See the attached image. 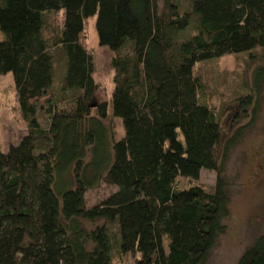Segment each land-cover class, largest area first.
<instances>
[{
    "label": "trees",
    "instance_id": "obj_1",
    "mask_svg": "<svg viewBox=\"0 0 264 264\" xmlns=\"http://www.w3.org/2000/svg\"><path fill=\"white\" fill-rule=\"evenodd\" d=\"M48 12L60 15L52 42ZM92 16L115 52L110 99L84 41ZM0 34V75L13 74L28 125L0 147V264H112L113 251L207 264L231 215L225 167L242 130L224 140L196 65L264 47V0H0ZM54 50L65 60L58 91ZM263 87L264 64L250 102ZM203 169L217 174L209 190ZM102 182L118 190L87 207ZM237 264H264V235Z\"/></svg>",
    "mask_w": 264,
    "mask_h": 264
},
{
    "label": "rangeland",
    "instance_id": "obj_2",
    "mask_svg": "<svg viewBox=\"0 0 264 264\" xmlns=\"http://www.w3.org/2000/svg\"><path fill=\"white\" fill-rule=\"evenodd\" d=\"M162 5L163 0H158ZM96 16L87 20L84 41L95 58V80L101 86V97L110 99L114 88L112 58L115 54L108 46L99 42ZM60 15L48 12L45 36L52 42L59 28ZM3 35L0 34V38ZM54 86L58 91L65 71V60L55 52ZM264 64V47L252 51L227 54L200 62L196 71L206 85L207 98L217 110L222 125L224 140L241 128V136L228 156L225 177L231 196V215L226 219V231L213 248L207 264H237L242 254L259 237L264 235V87L257 101H249L254 89V73ZM243 98V99H242ZM243 100V101H241ZM44 99L40 101L42 103ZM67 100L61 107H69ZM43 124L47 116L40 113ZM118 139L124 135L120 118L110 114ZM17 99L16 85L12 73L0 75V147L7 152L11 145L18 144L27 134ZM217 174L203 169L198 184L208 190L216 185ZM181 187L191 182L180 180ZM118 188L107 182L86 192L87 207L102 202ZM112 264H137V256L123 255L113 251Z\"/></svg>",
    "mask_w": 264,
    "mask_h": 264
}]
</instances>
